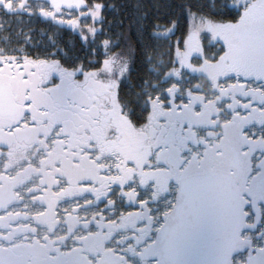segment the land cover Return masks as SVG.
Returning <instances> with one entry per match:
<instances>
[{
  "label": "flooded vegetation",
  "instance_id": "1",
  "mask_svg": "<svg viewBox=\"0 0 264 264\" xmlns=\"http://www.w3.org/2000/svg\"><path fill=\"white\" fill-rule=\"evenodd\" d=\"M231 35L140 129L122 107L112 119L100 79L0 57L14 101L0 106V264H167L156 246L181 184L212 173L240 193L229 264H264V60Z\"/></svg>",
  "mask_w": 264,
  "mask_h": 264
},
{
  "label": "trees",
  "instance_id": "2",
  "mask_svg": "<svg viewBox=\"0 0 264 264\" xmlns=\"http://www.w3.org/2000/svg\"><path fill=\"white\" fill-rule=\"evenodd\" d=\"M234 2L79 1L86 9L100 7L96 23L100 30L88 40L72 28L34 12L14 13L0 8V57L56 60L65 69L82 67L87 72L101 70L108 57L116 58L128 70L119 86L122 112L140 129L149 118L151 103L170 86L169 73L176 67V47L184 49L192 25L202 20L238 23L243 11L233 7ZM255 24L259 26L260 22ZM172 27L174 34L169 38L158 36Z\"/></svg>",
  "mask_w": 264,
  "mask_h": 264
},
{
  "label": "rangeland",
  "instance_id": "3",
  "mask_svg": "<svg viewBox=\"0 0 264 264\" xmlns=\"http://www.w3.org/2000/svg\"><path fill=\"white\" fill-rule=\"evenodd\" d=\"M83 1V0H79ZM78 0H0V8L14 13L25 14H39L49 20H53L59 25L67 26L78 32L84 40L91 39L99 32L100 27L96 24L99 18L98 5L86 9L79 3ZM233 7L240 8L243 11V16L238 23H214L208 20H202V23H194L188 37L185 40V47L181 49L176 47V67L169 73V78H172L171 86L167 93H182V89L189 86L191 82H197L194 78L196 72L209 63L215 64L222 55L217 51V41L222 35L232 32L233 42L231 44L233 49H237L248 56L264 60V26L260 23L264 20V0H235ZM82 7V8H81ZM253 24L250 28L243 30H232L233 27ZM174 27L171 31L165 32L158 36L169 38L174 34ZM230 36V38H231ZM229 38V39H230ZM207 47V49H206ZM218 59V60H217ZM39 62L40 67L47 69L50 76L63 72L66 80L69 74L74 72L77 76H82L79 79L83 81L84 77H94L100 79L103 83L101 90H96L103 100L106 99L105 104L108 106L113 104L119 106L114 107L112 119L117 120L116 114L118 109L122 107L119 102V86L120 81L128 75L127 66L118 62L116 58L108 57L101 68V70L88 73L82 67H77L73 70L65 69L56 60H48ZM222 60H220L221 62ZM67 73V74H65ZM65 80V81H66ZM193 85V84H192ZM97 89V87H95ZM166 93V94H167ZM165 93L159 96V99L152 105L155 106L159 101L167 100ZM116 108V109H115ZM116 116V117H114Z\"/></svg>",
  "mask_w": 264,
  "mask_h": 264
},
{
  "label": "water",
  "instance_id": "4",
  "mask_svg": "<svg viewBox=\"0 0 264 264\" xmlns=\"http://www.w3.org/2000/svg\"><path fill=\"white\" fill-rule=\"evenodd\" d=\"M3 104H14L9 88L0 91ZM242 222L240 193L231 177L212 173L186 179L156 251L167 264H229Z\"/></svg>",
  "mask_w": 264,
  "mask_h": 264
}]
</instances>
